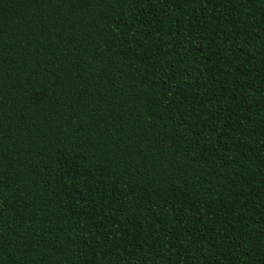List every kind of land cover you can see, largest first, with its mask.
Here are the masks:
<instances>
[{
    "label": "trees",
    "instance_id": "1",
    "mask_svg": "<svg viewBox=\"0 0 264 264\" xmlns=\"http://www.w3.org/2000/svg\"><path fill=\"white\" fill-rule=\"evenodd\" d=\"M0 264H264V0H0Z\"/></svg>",
    "mask_w": 264,
    "mask_h": 264
}]
</instances>
